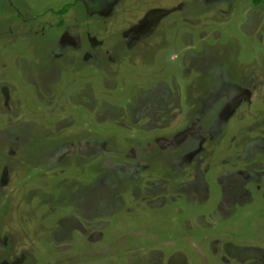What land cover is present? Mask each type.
I'll return each mask as SVG.
<instances>
[{
  "label": "rangeland",
  "instance_id": "1",
  "mask_svg": "<svg viewBox=\"0 0 264 264\" xmlns=\"http://www.w3.org/2000/svg\"><path fill=\"white\" fill-rule=\"evenodd\" d=\"M0 264H264V0H0Z\"/></svg>",
  "mask_w": 264,
  "mask_h": 264
}]
</instances>
